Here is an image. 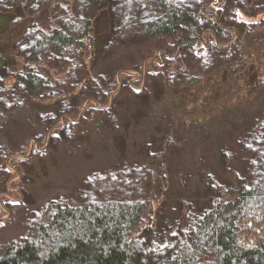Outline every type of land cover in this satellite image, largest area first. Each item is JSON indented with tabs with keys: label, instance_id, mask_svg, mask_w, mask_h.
I'll return each instance as SVG.
<instances>
[{
	"label": "rangeland",
	"instance_id": "1",
	"mask_svg": "<svg viewBox=\"0 0 264 264\" xmlns=\"http://www.w3.org/2000/svg\"><path fill=\"white\" fill-rule=\"evenodd\" d=\"M186 1L192 6L198 2ZM164 14L165 9L151 0H104L96 8H91L88 0H0V55L4 59L0 65V254L22 236L38 231L51 200L82 201L89 190L95 200L146 203L144 219L134 233L148 247L150 256L132 264H157L180 251L218 193L232 198L252 184L254 177V182L264 180V136L261 130V136L260 131L254 136L260 128L256 125L264 119V83L255 81V74L249 83L244 78L231 86L238 89L237 95L225 88L224 97L216 96L218 100L198 119L201 122L182 125L173 133V140L166 129L170 122L149 115L145 106L116 123L107 122L110 117L102 115L96 118L103 122L99 126L81 121L88 100L79 107L73 105L76 99L66 90H74L82 79L77 91L83 90L87 96L93 88L85 83L87 77L83 76L88 73L103 83L104 89L98 88L102 95L117 68L133 69V75L151 72L179 54H185L181 61L189 56L187 64L197 66L192 56L202 53H198L202 45L192 54L183 52L172 37L145 36V21ZM83 18L96 21L95 35L104 42L102 49L87 54L72 48L38 61L32 57L30 46L40 29ZM262 18L264 14L254 21ZM27 68L51 72L55 82L48 91L65 94L61 104L65 110L77 108L78 113L64 117H70L73 124L79 119L80 130L62 122L55 125L64 129L46 130L58 114L42 103L41 93L29 94L23 87L19 77ZM261 71L264 75V68ZM117 76L122 83L120 73ZM227 85L230 87L229 82ZM152 86L153 93L162 92L160 81ZM112 96L103 104L113 103ZM118 101L121 106L127 99ZM152 118L158 120L150 122ZM11 153L16 154L9 158ZM164 154L170 155L168 159ZM120 162L129 164L122 167L129 173L114 177L110 169ZM122 186L118 195L114 189Z\"/></svg>",
	"mask_w": 264,
	"mask_h": 264
},
{
	"label": "trees",
	"instance_id": "2",
	"mask_svg": "<svg viewBox=\"0 0 264 264\" xmlns=\"http://www.w3.org/2000/svg\"><path fill=\"white\" fill-rule=\"evenodd\" d=\"M31 1L27 0L28 3ZM102 1L88 0L91 8L98 7ZM151 1L165 9V14L145 21V36L172 37L183 52L191 51L192 54V50L202 45V50H198L202 53L192 56L198 61L197 66L187 64L189 56L181 61L185 54H179L151 72L143 70L133 75V69L117 68L109 77L110 84H106L107 92L102 95L98 88L104 89L103 83L93 80L95 77L89 73L83 76L87 77L85 83L93 87L87 96L83 90L77 91L82 79L74 90H66V93L72 94L76 101L71 104H78V107L88 100L81 119L86 120L88 126L103 123L96 119L97 116L110 117L107 122H120L126 114L137 113L145 106L149 107L146 110L149 115L158 116L162 123L170 122L166 129L173 140L182 125L201 122L198 119L205 116V109L211 108L218 100L216 96L224 97L225 88L230 90L233 84L245 81L244 78L249 83L247 80L252 74H255V81L261 85L264 83L261 71L264 68V18L254 21L264 14V0H198L196 6L186 0ZM45 28L39 30V36L30 46V53L36 61L50 53L63 54L72 48L91 54L104 46V42L100 43V38L96 37V21L91 18L61 21L49 30ZM225 41H228L226 45ZM1 56L0 65L4 60ZM186 71L188 74L185 75ZM118 73L122 83L118 81ZM218 78L220 83L216 88ZM19 81L29 94L41 93L42 103L49 104L48 110L58 114L52 125L48 120V132L64 129L56 126V122L69 128L77 126L80 130L79 119L73 124L70 117H64L66 113H78L77 108L65 110L61 106L65 94L48 91L55 82L50 71L45 73L38 68H27ZM156 81L162 84L160 94L151 90ZM237 90L230 91L237 95ZM111 96L113 103L103 104L102 101ZM93 99L98 102L94 104ZM126 99L123 105L118 104L122 102L118 100ZM158 118H152L150 122ZM258 126L260 128L254 136L257 137L260 130L264 136V119ZM163 150L169 154V150ZM167 156L170 155L164 154V158L168 159ZM121 163L110 169L112 176L129 173L124 171L128 169H122L129 164ZM254 180L255 177L252 184L232 198H222L218 193L211 207L200 216L198 225L186 236L180 251L157 264H264V180L261 183ZM123 188L116 187L114 191L119 195ZM88 191L82 201L72 203L56 199L47 203L38 231L6 246L0 254V264H132L148 258V247L134 233L144 219L146 203L126 202L119 198L95 200Z\"/></svg>",
	"mask_w": 264,
	"mask_h": 264
},
{
	"label": "snow or ice",
	"instance_id": "3",
	"mask_svg": "<svg viewBox=\"0 0 264 264\" xmlns=\"http://www.w3.org/2000/svg\"><path fill=\"white\" fill-rule=\"evenodd\" d=\"M239 14V13H238Z\"/></svg>",
	"mask_w": 264,
	"mask_h": 264
}]
</instances>
